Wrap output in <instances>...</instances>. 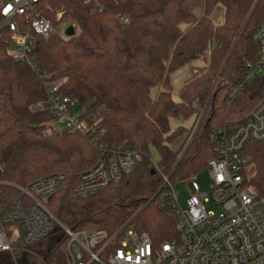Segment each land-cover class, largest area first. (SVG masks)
Instances as JSON below:
<instances>
[{"label":"trees","instance_id":"1","mask_svg":"<svg viewBox=\"0 0 264 264\" xmlns=\"http://www.w3.org/2000/svg\"><path fill=\"white\" fill-rule=\"evenodd\" d=\"M257 1L103 0L99 10L86 0H42V16L57 24L58 13L71 15L77 29L73 38H36L32 59L42 73L64 80V95L87 107L102 133L97 143L80 133H45L47 116L31 110L46 98L45 81L15 61L8 51L11 37L1 31L0 199L8 202L20 195L16 187L63 174L66 182L47 206L64 226L114 235L129 225L155 245L176 239V211L166 188L159 191L163 178L152 148L162 174L173 183L185 181L216 157L213 132L236 126L259 102V81L245 84V73L246 63L257 58L252 37L264 22V0L233 49ZM220 9L216 20L213 14ZM203 59L206 65H194ZM186 66L192 75L176 100L171 75ZM173 118L194 122L173 128ZM178 139L183 142L173 149ZM124 142L142 156L134 171L97 195L76 197L80 176L102 154L100 145L113 149ZM242 156L246 186L263 195L264 140L248 142ZM67 243L57 228L41 243L19 242L13 253H0V264H66Z\"/></svg>","mask_w":264,"mask_h":264},{"label":"built area","instance_id":"2","mask_svg":"<svg viewBox=\"0 0 264 264\" xmlns=\"http://www.w3.org/2000/svg\"><path fill=\"white\" fill-rule=\"evenodd\" d=\"M103 0H86L103 10ZM42 0H1L0 32L8 33L14 46L12 56L29 66L44 81L46 98L31 107L45 114L50 134L80 133L98 142L99 125L85 106L63 93V79L41 72L32 59L36 38L77 29L71 15L57 14L53 24L40 13ZM62 23L67 27L63 28ZM258 47L255 61L246 63L245 84L259 81L261 99L236 126L213 132L216 157L208 162L210 191L202 192L196 175L185 180L192 191L187 208H180L175 183L163 175L159 191L166 188L177 220L176 239L155 245L147 233H138L126 225L111 235L104 229H76L64 226L49 210L47 203L66 182V175L41 178L26 188L16 187L20 195L8 202L0 199V253H13L19 242L33 245L43 242L60 229L67 236L66 264H264V194L256 195L245 184L246 159L242 152L250 141L264 140V22L253 34ZM195 108L200 109L197 105ZM101 156L92 169L80 176L75 196L97 195L109 186H117L141 162V154L127 142L113 149L100 145ZM213 202L222 212L208 213L205 204ZM48 264H57L50 260Z\"/></svg>","mask_w":264,"mask_h":264},{"label":"rangeland","instance_id":"3","mask_svg":"<svg viewBox=\"0 0 264 264\" xmlns=\"http://www.w3.org/2000/svg\"><path fill=\"white\" fill-rule=\"evenodd\" d=\"M220 12L222 14L223 10L222 9H220L219 11L216 10L215 13L213 14V18L216 20H219L220 19ZM61 26H63V28H66L67 24L62 23ZM8 51L10 54H13L14 53V46H10ZM207 62L208 61L206 59H203L199 62H196L194 65L202 66V65H206ZM191 75H192L191 66H186V67L176 71L175 73H173L171 75V83H172V88H173L172 93H173L174 99H176V100L179 99V91H180L181 87L183 86V84L185 83V81L188 80ZM159 89H160V87L158 86V87H154L151 90V94L153 97H156V95L159 92ZM200 119H201V116L199 118V121H200ZM199 121H198V123H199ZM193 122H194V118L187 119V120H183L182 118H173L171 120V126L173 128H176L178 126H184L186 128H190L192 126ZM198 123H197V125H198ZM197 125H196V127H197ZM45 133L47 135H49L48 131H45ZM182 142H183V139L176 140L172 144V148L178 149L180 147V145L182 144ZM152 159H153L154 163H158V161H159V155H158L155 148H152ZM196 181L199 184L202 192L208 193L210 191L211 182L209 179V174H208L207 169L196 175ZM175 187H176V192L179 196V199H178L179 206L181 209L186 210L187 201L190 198L191 194L193 193L191 183L186 182V181L175 182ZM205 208H206V211L208 213H213L216 216H219L222 212L221 208L217 207L211 201L205 204Z\"/></svg>","mask_w":264,"mask_h":264},{"label":"water","instance_id":"4","mask_svg":"<svg viewBox=\"0 0 264 264\" xmlns=\"http://www.w3.org/2000/svg\"><path fill=\"white\" fill-rule=\"evenodd\" d=\"M258 1H259V0H258ZM258 1H257V3L255 4V6H254V8H253V10H252V12H251V14L249 15V17H248V19H247V21H246V23H245V25H244V27H243V29H242V31H241L239 37H238V39H237V41H236V43H235L233 49L235 48L237 42L239 41L240 37H241L242 34L244 33V30H245V28H246V26H247V24H248V22H249V20H250V18H251V16H252V14L254 13V10L256 9V6H257V4H258ZM66 36H67L68 38H73V37L75 36V30H74L73 28H69V29L66 31ZM231 53H232V52H231ZM230 55H231V54H230ZM230 55H229V57L227 58L225 65L227 64V62H228V60H229V58H230ZM225 65H224V67H225ZM224 67H223V69H224ZM223 69H222V71H221V73H220V75H219V77H218V79H217V81H216V83H215L213 89H215V87H216V85H217V83H218V81H219V79H220V77H221V74H222V72H223ZM205 111H206V110H204V111L201 113V119H200V121H199V123H198V125H197V127H196V129H195V132L197 131V129L199 128V126H200V124H201V121H202V118L204 117ZM195 132H194V134H195ZM194 134H193V135H194ZM187 147H188V145H187ZM186 149H187V148H186ZM186 149L183 151V153H182V155H181V157H180V159H179V162H180L181 159L183 158ZM179 162H178V163H179ZM177 165H178V164H177Z\"/></svg>","mask_w":264,"mask_h":264}]
</instances>
